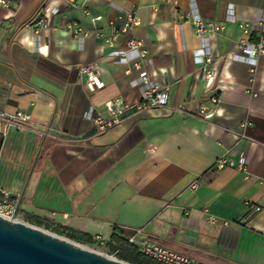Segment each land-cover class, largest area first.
I'll use <instances>...</instances> for the list:
<instances>
[{
  "label": "crops",
  "instance_id": "1",
  "mask_svg": "<svg viewBox=\"0 0 264 264\" xmlns=\"http://www.w3.org/2000/svg\"><path fill=\"white\" fill-rule=\"evenodd\" d=\"M8 1L0 5V110L31 121L7 136L0 123L5 204L130 264L156 263L127 246L129 238L197 264H264V56L255 69L233 59L242 39L264 35V0ZM131 12L141 24L113 39ZM188 13L224 27L209 37L213 79H202L199 40L181 19ZM41 17L50 27L37 33ZM134 40L144 43L146 70L170 86L171 104L96 135L94 109L120 97L141 101ZM91 65L104 86L92 94L79 73ZM200 108L215 114L203 120ZM221 157L248 174L217 170Z\"/></svg>",
  "mask_w": 264,
  "mask_h": 264
},
{
  "label": "built area",
  "instance_id": "2",
  "mask_svg": "<svg viewBox=\"0 0 264 264\" xmlns=\"http://www.w3.org/2000/svg\"><path fill=\"white\" fill-rule=\"evenodd\" d=\"M0 5L4 7L9 6L8 0H0ZM184 22L190 23L193 27L195 36L199 40L200 49L199 63L202 69V79H213L217 73V63L213 59L211 53L209 37L215 33L222 32L224 27L216 24L206 23L202 17L194 14H186L181 18ZM122 25L116 30V34L113 37L115 39L120 33H127L133 30L135 27L141 24V20L136 12H131L125 16L120 17ZM50 27L46 18L41 17L32 26L37 33ZM244 36L249 37L251 35V29L248 25H240ZM67 29L76 37H81L82 28L76 27L75 24L69 23ZM253 42L250 39H242L238 49L239 53L233 56L235 61L249 64L251 68L255 69L258 65V60L261 56H264V35ZM131 51L138 52L139 61L133 64L132 69L140 72V78L138 85L141 87V101L135 105H131L127 100L123 98H116L106 101L101 110L94 109L93 116L91 117L92 129H94L96 135L107 134L114 127L121 124V122L127 117L133 116L138 112L149 111L153 109H163L169 107L171 104V88L169 85H162L157 81L149 71L146 70V65L150 62L147 57V52L144 49L143 41L134 40L130 43ZM79 73L86 79L85 87L92 94L102 89L103 83L98 77L95 68L91 66H83ZM212 103L219 105L220 99L213 98ZM214 112L207 108H200L196 111L195 115L203 120L211 119L214 116ZM31 117L24 112H18L15 114H6L0 110V123L4 124V136H7L11 131L22 132L27 129ZM215 168L222 170L225 168L238 169L239 171L248 174V168L243 163H235L233 160L221 157L218 159ZM196 187V185L194 186ZM0 204L5 203L6 199L11 197V193L1 191ZM17 203L10 205L9 208H15ZM254 210L260 212V207H255ZM13 211L6 213L7 219H13ZM129 244L137 248L142 255L146 256L150 260H154L159 264H197L187 254L178 253L169 247L164 245L153 243L148 244L146 242H137L134 238L128 239ZM115 256V255H113Z\"/></svg>",
  "mask_w": 264,
  "mask_h": 264
},
{
  "label": "water",
  "instance_id": "3",
  "mask_svg": "<svg viewBox=\"0 0 264 264\" xmlns=\"http://www.w3.org/2000/svg\"><path fill=\"white\" fill-rule=\"evenodd\" d=\"M0 264H130L0 216Z\"/></svg>",
  "mask_w": 264,
  "mask_h": 264
},
{
  "label": "rangeland",
  "instance_id": "4",
  "mask_svg": "<svg viewBox=\"0 0 264 264\" xmlns=\"http://www.w3.org/2000/svg\"><path fill=\"white\" fill-rule=\"evenodd\" d=\"M10 211H13V219L19 223H22V224H29L37 229H41V230H45L49 233H51L52 235L55 234L63 239H66V240H71L72 242H75V243H78L80 245H84L85 247L93 250L94 252H98V253H101L103 254L104 256H108L109 258H115V259H119L117 256H113V254H110L107 252L106 248L99 245V244H84V243H79V242H76V241H73L72 239H70L69 237L65 236V235H62L60 233H57L55 232L54 230H50V229H47V228H44V227H41V226H35L32 222H29L24 216H22V213L21 211L19 210V207H13V208H9V206H7V204L5 203H1L0 204V216L4 217V218H7L8 216H6V213H9ZM120 260V259H119Z\"/></svg>",
  "mask_w": 264,
  "mask_h": 264
},
{
  "label": "trees",
  "instance_id": "5",
  "mask_svg": "<svg viewBox=\"0 0 264 264\" xmlns=\"http://www.w3.org/2000/svg\"><path fill=\"white\" fill-rule=\"evenodd\" d=\"M1 194H0V199H1ZM65 235H67V237H69V238H74V236L72 235V234H70V233H68V234H65ZM127 241V246H130V247H132L133 249H134V251H136L137 252V254H141L142 255V253L140 252V251H138V249L137 248H135V247H133L132 245H130L129 244V241L128 240H126ZM79 243H84V244H93V242H91L90 240H88V241H85V242H79ZM119 250H118V252H120L123 248L122 247H119L118 248ZM144 256V255H143ZM146 259H148L146 256H144ZM119 259L121 260V261H126V260H124V258H123V256H119ZM148 260H150V259H148ZM151 262H155L154 260L152 261V260H150ZM127 262V261H126ZM156 264H159V263H157V262H155Z\"/></svg>",
  "mask_w": 264,
  "mask_h": 264
}]
</instances>
